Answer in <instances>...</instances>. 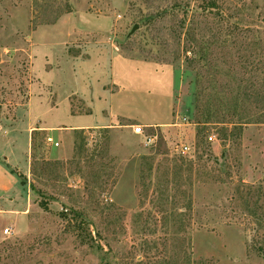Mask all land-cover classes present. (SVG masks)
Masks as SVG:
<instances>
[{
    "label": "rangeland",
    "instance_id": "rangeland-1",
    "mask_svg": "<svg viewBox=\"0 0 264 264\" xmlns=\"http://www.w3.org/2000/svg\"><path fill=\"white\" fill-rule=\"evenodd\" d=\"M209 1L0 0V264H264V0Z\"/></svg>",
    "mask_w": 264,
    "mask_h": 264
},
{
    "label": "built area",
    "instance_id": "built-area-1",
    "mask_svg": "<svg viewBox=\"0 0 264 264\" xmlns=\"http://www.w3.org/2000/svg\"><path fill=\"white\" fill-rule=\"evenodd\" d=\"M132 131H133L134 134L144 136V129H143L142 125L132 126ZM145 138H148L150 141L154 139L152 136L145 137ZM207 139L209 141H212L213 136L210 135V136H208ZM47 140H48V142H51V138H48ZM53 144L55 146L58 145L57 142H54ZM176 148H177V151H179V152H181L183 154H189L191 152V150H192V146L190 144H186V143H180L179 145H176ZM5 232L7 233V230H5Z\"/></svg>",
    "mask_w": 264,
    "mask_h": 264
},
{
    "label": "trees",
    "instance_id": "trees-1",
    "mask_svg": "<svg viewBox=\"0 0 264 264\" xmlns=\"http://www.w3.org/2000/svg\"><path fill=\"white\" fill-rule=\"evenodd\" d=\"M208 5L212 7V6H215V3H214L213 0H211V1H209ZM178 6H180V5H178ZM0 162L3 163L6 167H8L7 164L4 163V162H2L1 159H0ZM9 172H10V173H16V171H15L14 169H12V168H11V169L9 168ZM17 175H18V177H20V178L23 177L22 174H17ZM22 182H23V181H21V183H22ZM39 205H40V207H42L43 209H46L47 204H46V202H45L44 200L40 201V202H39Z\"/></svg>",
    "mask_w": 264,
    "mask_h": 264
},
{
    "label": "crops",
    "instance_id": "crops-1",
    "mask_svg": "<svg viewBox=\"0 0 264 264\" xmlns=\"http://www.w3.org/2000/svg\"><path fill=\"white\" fill-rule=\"evenodd\" d=\"M79 126H83V125H79ZM1 163V162H0ZM4 165V164H3ZM5 166V165H4Z\"/></svg>",
    "mask_w": 264,
    "mask_h": 264
}]
</instances>
